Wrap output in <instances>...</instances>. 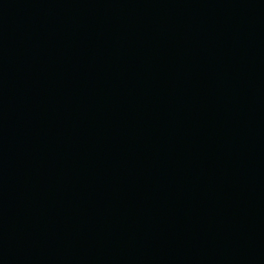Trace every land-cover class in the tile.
Listing matches in <instances>:
<instances>
[{"label": "water", "instance_id": "95a60500", "mask_svg": "<svg viewBox=\"0 0 264 264\" xmlns=\"http://www.w3.org/2000/svg\"><path fill=\"white\" fill-rule=\"evenodd\" d=\"M0 264H264V0H0Z\"/></svg>", "mask_w": 264, "mask_h": 264}]
</instances>
